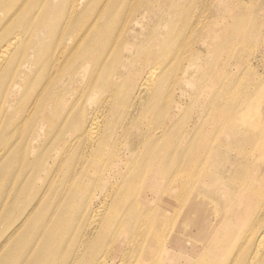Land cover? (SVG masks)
Wrapping results in <instances>:
<instances>
[{"label":"bare ground","instance_id":"obj_1","mask_svg":"<svg viewBox=\"0 0 264 264\" xmlns=\"http://www.w3.org/2000/svg\"><path fill=\"white\" fill-rule=\"evenodd\" d=\"M9 2L13 3V9L3 12ZM57 2L59 8L53 11ZM145 3L146 0L140 7L152 14L154 9ZM214 7L226 9L227 4L217 0ZM76 10L77 4L72 0H0V157L4 152L11 159L22 146L23 131L29 128L35 116L44 119L45 102L56 100L55 92L45 84L39 89L24 85L31 76L25 72L17 75L18 84H14L12 77L19 65L17 55L23 57L29 35H37L40 27L60 22L61 30L74 29L79 18L74 14ZM253 11L246 26L264 23V0H259ZM242 20L243 15H240L238 23ZM91 29L97 31L95 21L78 31L81 33L71 41L65 55L60 53L43 64V59L38 61L34 69L36 75L44 78L47 74L39 71L75 62L81 55L77 42ZM29 30L25 35L27 39H23L20 32ZM63 34L64 30L58 34L50 28L49 33L38 40L42 46L32 56L39 57L46 49L45 44L59 40ZM239 38L231 37L226 43L232 46ZM94 44L90 40L85 43L86 46ZM259 56L264 62V48ZM247 66L253 82L244 80L247 86L242 103L234 105L235 114L223 124L226 130L221 127L214 136L200 132L190 136V131L169 129L161 122L152 125L146 119L150 107L159 101V91L153 86L155 81H161L162 75L155 69L143 75L139 73L136 77L140 81L133 82L134 87L127 86L126 96L114 93L112 87L108 94L109 88L98 87L93 102L95 109L89 119L85 109L78 121L68 122L73 106L65 109L59 127L64 128L68 122L72 139L66 150L63 141L56 144L58 158L80 145V165L102 164L100 171L96 168L90 171L94 175L90 186L76 180L57 200L60 211L71 218L76 237L82 240L78 248L80 257L87 241L96 239L94 254L101 264L109 261L114 264H222V259L224 264H264V195L256 193L250 185L251 172L259 171L258 166L253 169L257 161L250 162V159H258L264 153V139L259 137L264 128L260 121L264 119V112L259 116L251 114L245 103V94L264 85V78H260L258 66ZM221 68L226 69V64ZM207 78L209 84L198 90L202 107L220 80L217 71ZM51 80L48 77L46 84ZM221 80L224 82L226 76ZM12 84L14 89L9 88ZM104 91L106 96L102 94ZM50 111L56 115V108ZM50 111L46 109L45 113L50 115ZM212 116L204 119L213 120ZM7 117H12L11 123L6 121ZM40 135L47 138L49 129L38 128L36 136ZM58 136L57 133L51 138ZM43 145L35 155L33 166L45 157L41 153ZM106 150L109 154L104 158ZM24 160L4 172L3 187L16 170L15 179H11L12 187L18 184L28 161ZM31 161L27 163L30 166ZM241 181L242 186L237 188ZM258 189H264V184ZM93 192L97 203L91 206ZM122 235L130 240L114 242ZM134 255L132 261L130 257Z\"/></svg>","mask_w":264,"mask_h":264},{"label":"rangeland","instance_id":"obj_2","mask_svg":"<svg viewBox=\"0 0 264 264\" xmlns=\"http://www.w3.org/2000/svg\"><path fill=\"white\" fill-rule=\"evenodd\" d=\"M143 1L72 0L77 4L74 14L79 17L75 28L61 30L60 22L40 27L37 35H29L23 57L17 55L19 65L12 77L14 84H18L17 75L25 72L31 76L24 81V85L30 84L28 87L39 89L45 84L55 92L56 100L52 98L45 102L44 119L36 115L29 128L23 131L25 139L22 146L13 143L19 150L11 155V159L4 152L0 157V264H78L79 261L101 264L94 254L96 239L87 241L82 257L79 256L78 248L82 240L76 237L71 218H66L60 211V201L57 200L76 180L87 182L90 186L94 178L90 171L92 168L100 171L102 164L80 165V145L65 151L60 159L55 149L60 141L66 144L65 150L69 148L72 133L68 122L78 121L85 109L87 119L92 116L98 87L109 88L107 94L112 87L114 93L124 96L128 85L134 87L136 84L132 83L140 81L136 77L139 73L143 75L149 69L161 71V81H155L153 86L159 91V101L150 107L146 119L152 125L161 122L169 129L177 127L178 131H190V136L197 132L214 136L221 127L226 130L223 124L235 114L234 105L242 103L243 90L247 86L244 80L253 82L247 65L258 66L260 78H264V62L259 58L264 48V23L245 25L259 0H219L227 4L226 9L214 7L217 0H146V6L154 9L152 14L145 7H140ZM58 8L57 2L52 10L57 11ZM12 9L13 3L9 2L3 12ZM240 15H243V20L239 24ZM92 21L96 22L98 29H91L86 37L79 39L77 47L81 49V55L75 62L39 71L40 74H47L44 78L36 75L34 69L38 61L43 59V64L60 53L65 55L71 41H75L81 33L78 31ZM50 28L57 30L58 34L64 30L65 34L60 35L59 40L45 44L46 49L40 52L39 57L32 56L42 46H39L38 40L45 37ZM29 33L30 30L20 32V35L27 39L25 35ZM231 37L240 38L234 45L228 46L226 42ZM88 40L95 44L86 46ZM224 64L226 69L221 68ZM213 71H217L220 80H217L207 104L202 107L199 104L201 91L198 93V90L209 84L207 77ZM223 76H226L224 82L221 80ZM48 77L52 80L46 84ZM14 84L9 88L14 89ZM102 94L106 96L105 91ZM245 97L249 113L259 116L264 112V85L251 90ZM56 103L59 105L56 106ZM70 106L73 107L69 110V120L60 129V118ZM54 108L55 116L50 111ZM46 109H49L50 115L45 113ZM211 115L213 120L204 119ZM10 120L12 117L6 118V121ZM260 121L264 124V119ZM52 122L53 126L50 125ZM40 127L49 129L47 138L36 136ZM57 133V138H51ZM259 137L264 139V128ZM42 143L41 153L45 157L33 166ZM49 145L51 148L47 149ZM108 154L109 150H106L104 158ZM23 159L32 160L31 166L28 161L24 164L25 170L19 175L15 187H12L11 179H15L14 174L18 170L9 176V182L3 187L4 172ZM256 161L258 165L253 169L258 166L259 171L251 172V165L247 174L251 172L250 185L254 191L264 195V189H258L264 184V153L258 159H250V162ZM81 169L88 172L82 173ZM241 186L242 181L237 188ZM96 203L94 193L91 206ZM125 238L122 235L114 242L130 240ZM135 257L130 258L134 261Z\"/></svg>","mask_w":264,"mask_h":264}]
</instances>
